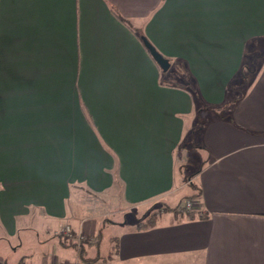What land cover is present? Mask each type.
Returning a JSON list of instances; mask_svg holds the SVG:
<instances>
[{
    "label": "crops",
    "instance_id": "crops-1",
    "mask_svg": "<svg viewBox=\"0 0 264 264\" xmlns=\"http://www.w3.org/2000/svg\"><path fill=\"white\" fill-rule=\"evenodd\" d=\"M259 40L264 0H0V264L80 260L67 225L101 264H264ZM82 183L165 209L76 216Z\"/></svg>",
    "mask_w": 264,
    "mask_h": 264
},
{
    "label": "rangeland",
    "instance_id": "rangeland-1",
    "mask_svg": "<svg viewBox=\"0 0 264 264\" xmlns=\"http://www.w3.org/2000/svg\"><path fill=\"white\" fill-rule=\"evenodd\" d=\"M257 46L254 48V55H262L264 54V41L259 40ZM253 55V52L250 54ZM249 56L247 60L249 61V66H246L242 69V73H240L238 78H243L244 72L246 75H250L252 73V69H257V65L255 60L259 59L258 57L253 60ZM258 62V61H257ZM260 62V61H259ZM258 62V64H259ZM245 70V71H244ZM168 76V75H166ZM173 77H168V80L174 81L175 83H180L181 85H187L185 83L184 78L180 74L172 75ZM247 76V77H248ZM167 78V77H166ZM165 78V79H166ZM167 80V79H166ZM238 80V79H237ZM239 83H234L231 85V88H237ZM191 85V84H189ZM192 86V85H191ZM239 89V88H238ZM238 91V90H236ZM188 199L185 200V203ZM73 211H75L76 216H94L98 215L99 219L107 218V223L110 221H119V222H127L130 226L136 225L139 221H144L146 223L150 218L159 213L161 210L165 209L162 203H154L152 205H148L146 209H136L132 207L125 206L122 196L111 194V193H96L90 186L86 183H82L81 186H77L74 191V196L72 197ZM81 209H79V208ZM77 208V209H76ZM74 214V213H73ZM70 224V223H68ZM86 237L80 242V246L78 247V243L76 241H71L72 244L80 249L81 246L84 245V241L88 238ZM106 240L104 241L102 250H106L107 240H108V231H106ZM70 242V241H69ZM83 242V243H82ZM102 262V261H101ZM101 262H96L95 264H101ZM79 264L81 262L79 261Z\"/></svg>",
    "mask_w": 264,
    "mask_h": 264
},
{
    "label": "built area",
    "instance_id": "built-area-1",
    "mask_svg": "<svg viewBox=\"0 0 264 264\" xmlns=\"http://www.w3.org/2000/svg\"><path fill=\"white\" fill-rule=\"evenodd\" d=\"M191 182V181H190ZM195 201L193 199H188L185 203V207L188 210H194L195 209ZM63 233L65 235V238L68 241H76L78 243V247L80 246V242L86 237L84 234H77L73 227L70 225H67L64 230ZM83 243V242H82ZM80 260H76V261H63V262H58V263H54V264H79Z\"/></svg>",
    "mask_w": 264,
    "mask_h": 264
},
{
    "label": "trees",
    "instance_id": "trees-1",
    "mask_svg": "<svg viewBox=\"0 0 264 264\" xmlns=\"http://www.w3.org/2000/svg\"><path fill=\"white\" fill-rule=\"evenodd\" d=\"M142 40H143V36H142ZM144 41V40H143ZM187 86L190 88L192 87L191 85H189V83H187ZM192 213H194L195 211H191ZM101 240V233L99 232L97 236H95V238H91L88 237L85 241H84V245L80 247L79 251V258H80V262L81 264H95L98 260L99 257L96 258H89L86 256V250L85 247L87 245H92L95 244L97 245L99 243V241Z\"/></svg>",
    "mask_w": 264,
    "mask_h": 264
},
{
    "label": "water",
    "instance_id": "water-1",
    "mask_svg": "<svg viewBox=\"0 0 264 264\" xmlns=\"http://www.w3.org/2000/svg\"><path fill=\"white\" fill-rule=\"evenodd\" d=\"M143 40L147 46V48L150 50L152 56L154 59L158 62V64L161 66V68L165 71H167L170 68V61L168 58H166L153 44L150 42L148 38L143 36Z\"/></svg>",
    "mask_w": 264,
    "mask_h": 264
}]
</instances>
